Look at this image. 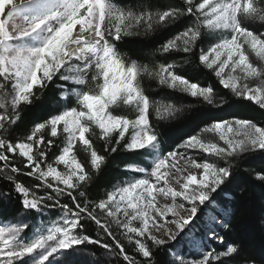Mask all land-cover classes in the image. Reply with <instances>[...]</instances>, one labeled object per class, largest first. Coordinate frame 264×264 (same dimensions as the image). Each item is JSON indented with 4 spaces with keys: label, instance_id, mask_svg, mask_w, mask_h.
<instances>
[{
    "label": "snow or ice",
    "instance_id": "snow-or-ice-1",
    "mask_svg": "<svg viewBox=\"0 0 264 264\" xmlns=\"http://www.w3.org/2000/svg\"><path fill=\"white\" fill-rule=\"evenodd\" d=\"M185 17L182 30L158 41L150 54L177 62L149 64L121 56L119 46L127 38L163 34ZM256 22L264 23V0H182L164 9L114 0H0V178L11 183L26 213L41 219L51 209L59 214L40 227L0 226V264H55V256H62L63 264H88L81 256L89 245L102 250L92 264H157V250L175 257L159 264H257L240 237L227 238L235 208L219 197L233 184L238 160L264 154V127L241 118L216 119L162 152L164 141L149 115L150 105L160 120L177 118L193 105L223 112L235 98L264 109V31L254 29ZM188 63L217 78L219 99L212 86L178 71ZM144 77L191 100L182 107L161 105L146 92ZM50 86L60 90V110L14 142L10 137L21 113ZM121 105L135 118L109 111ZM46 126L49 137H64L62 147L59 140L37 135ZM203 133L218 135L217 142ZM93 138L102 139L108 153L148 149L151 165L126 166L140 175L120 181L104 198H90L93 172L105 160ZM77 143L89 153L86 162L73 154ZM201 152L211 159L197 162ZM9 154L24 158L23 174L39 183L18 182L22 169ZM259 178L264 181V175ZM41 189L48 191L40 194ZM4 196L7 204L12 192Z\"/></svg>",
    "mask_w": 264,
    "mask_h": 264
},
{
    "label": "trees",
    "instance_id": "trees-1",
    "mask_svg": "<svg viewBox=\"0 0 264 264\" xmlns=\"http://www.w3.org/2000/svg\"><path fill=\"white\" fill-rule=\"evenodd\" d=\"M118 5L138 6L142 3H150L156 8L164 9L168 6H177L182 3V0H114ZM189 18L185 17L178 20L174 25L170 26L169 30H164L163 34H153L148 37H131L127 38L119 46V52L125 60H137L140 63L155 62L160 64L168 60V62H177L178 58L163 57L157 54L152 57L150 54L156 50L158 41L162 42L167 35H174L185 24V21ZM256 31H264V23L256 22L253 25ZM218 34H212L215 37ZM207 50V45L205 46ZM183 75L191 81H196L200 85L212 86L216 89L218 95L217 99L223 94L220 85L217 82V78L202 67L198 68L195 63H188L183 66L182 69H178ZM143 86L150 97L159 101L161 105L168 103H174L177 107H182L184 103L191 100L190 97L183 94L172 92L161 86H158L155 81L148 77H144ZM38 91V90H37ZM60 95V90L52 88L45 90L44 94L40 96V99L33 98V104L25 108L21 113V120L17 127L12 130L11 139L14 142L22 141L25 137L31 133L32 127L40 122L46 120L51 114L60 110V105L57 100ZM228 105H224L227 110L221 112L219 109H213L201 105H193L192 108L185 109L182 113L178 114L177 118L160 120L155 117L152 112L151 105L149 110L150 125L156 127L159 138L164 142L161 144V151L166 152L174 148L180 141L189 135H195L200 132L201 128L209 122L216 119H233L241 118L255 123L259 127H264V109L259 105L246 99L235 98V100H229ZM23 107V106H22ZM115 110L122 115H126L129 119H134L135 114L131 113L126 105H121L119 108L114 106L109 107V111ZM48 128L42 129L37 135L44 134L45 139L59 140L61 147L66 143L63 136L52 138L47 135ZM131 130H129L130 134ZM90 135L86 134V136ZM126 134V138H127ZM205 140H214V135L210 133H203ZM93 147L98 154L103 155L105 160L101 162L99 170H94L92 183L88 186V192L90 198H104L106 193L111 191L120 181L128 178L126 166L135 167H149V160L152 155L147 154L148 149L136 150L134 152H124L119 148L115 153H108L104 151V142L102 139L93 138ZM55 154L59 155V149H54ZM78 160L86 162L90 156L88 152L82 150L81 144L77 143L73 153ZM10 162L22 169L20 174H16L18 182L23 183L27 187L39 183L33 177L24 175L28 169L23 168V165L19 163L24 159L21 157H14L13 154H9ZM201 159H211L209 156H202ZM54 159L52 153L49 154L48 161L51 162ZM3 162H0L2 164ZM43 166V165H42ZM264 175V154L254 153L248 154L241 158L234 165L235 180L230 186L228 192L219 197L222 201H230L231 206L235 208V213L231 217V229L229 230V239L233 237H240L246 244L247 253L249 257L256 259L257 264H260L264 260V181L260 180L259 176ZM47 189L39 190L40 194H43ZM12 192V196L7 198L8 203L5 204L4 194ZM70 201L65 198V201ZM28 215V218L32 221L30 224H35L38 217L35 213H26L20 203L19 198L16 197L15 192L12 190L10 182L0 178V224H7L14 222L22 215ZM58 214L56 209H51L48 212V216L54 218ZM118 239L125 244L126 250L132 254V246L128 243L125 236L122 234V230L117 232ZM111 242V241H109ZM85 251L91 252L95 261L100 260V251L97 246L89 245ZM139 258V257H138ZM164 260H173L171 253H165L162 250L156 251L157 264ZM105 264H110L109 260H105Z\"/></svg>",
    "mask_w": 264,
    "mask_h": 264
},
{
    "label": "rangeland",
    "instance_id": "rangeland-1",
    "mask_svg": "<svg viewBox=\"0 0 264 264\" xmlns=\"http://www.w3.org/2000/svg\"><path fill=\"white\" fill-rule=\"evenodd\" d=\"M214 2H215V0H214ZM13 3L14 4H20L21 3V0H13ZM7 7L8 6H6V9H5V11H7ZM77 27H79V26H77ZM224 35H227V33H224ZM211 58V57H210ZM224 57L222 56L221 57V59H223ZM229 70L226 68L225 69V74H227V72H228ZM38 75H39V73H38ZM252 102H254V101H252ZM255 103V102H254ZM111 107V106H110ZM131 130V129H130ZM213 135V134H212ZM217 140H218V135H214V140H208L209 142H212V143H215V142H217ZM181 151H183V149H181ZM202 156H208L206 153H203V152H201L198 156H196L195 157V159L197 160V158L199 159V158H204V157H202ZM151 160H152V157H151V159L149 160V164L151 165ZM197 162H199L198 160H197ZM181 163L183 164V163H185L184 161H181ZM150 167V166H149ZM59 170H61V171H63V165H60L59 166ZM192 171H197L196 169H191ZM127 171V173H128V177H131V176H139L140 174L139 173H133V172H131V171H128V170H126ZM50 180H51V178H49ZM160 199L161 200H163V197H160ZM59 219V214H57L54 218H52L51 216H48V213L46 214V216L43 218V219H41V218H38V220L36 221V222H33V223H35V224H33V225H35L36 227H40V226H43L44 224H51V223H54L55 221H57ZM23 222H28V223H30V222H32L29 218H28V215L27 214H25V215H22V216H20L19 218H17L14 222H12V223H7V224H0V226H3V227H7V226H11V225H14V224H19V223H23ZM134 224L136 223V222H133ZM123 231V230H122ZM157 235H159V234H157ZM172 257H173V259H175V257L172 255ZM189 258H191V257H189ZM50 259H53V258H50ZM63 257L62 256H55V264H63ZM81 259H83V260H85V261H87L88 262V264H92V262L93 261H95V259H94V257L92 256V253L91 252H88V251H84V253L82 254V256H81Z\"/></svg>",
    "mask_w": 264,
    "mask_h": 264
}]
</instances>
